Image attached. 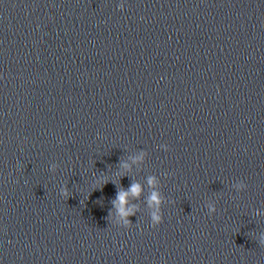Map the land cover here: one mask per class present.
<instances>
[{"label":"clouds","instance_id":"9594fccd","mask_svg":"<svg viewBox=\"0 0 264 264\" xmlns=\"http://www.w3.org/2000/svg\"><path fill=\"white\" fill-rule=\"evenodd\" d=\"M130 191H131L133 194L138 193V191H139V186H138L137 184H133V185L131 186ZM126 194H127V193H125V192H123V191H119V192H117V194H116V199L119 200L121 203H123L124 200H125V196H126ZM62 195H63L64 197H66V198L69 196V193H68V191H67V188L64 189ZM151 199H152V200H156V199H157V196H156L155 193L152 195ZM115 202H116V201H113V204H115ZM121 211H123V210H121ZM153 221H154V222L152 223V226H153V227L158 226L160 223H162V221H163V217H162V216H156V215H154V216H153ZM129 223H130V221H129Z\"/></svg>","mask_w":264,"mask_h":264}]
</instances>
